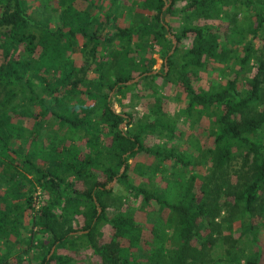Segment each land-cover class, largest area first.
<instances>
[{"label":"trees","instance_id":"16d2710c","mask_svg":"<svg viewBox=\"0 0 264 264\" xmlns=\"http://www.w3.org/2000/svg\"><path fill=\"white\" fill-rule=\"evenodd\" d=\"M32 4L0 0V264H264V0ZM202 115L207 144L178 148Z\"/></svg>","mask_w":264,"mask_h":264},{"label":"rangeland","instance_id":"374dc122","mask_svg":"<svg viewBox=\"0 0 264 264\" xmlns=\"http://www.w3.org/2000/svg\"><path fill=\"white\" fill-rule=\"evenodd\" d=\"M27 1L31 5H33L32 3L37 2V0H34V1L33 0H27ZM178 3H176V4H178ZM187 41H186V39L182 40V42L184 44ZM175 44H176V40H174V46H175ZM157 49H158L157 45H154L153 46V52H152V56L154 57V62L152 65L153 69L151 70V72L158 71L159 68L161 67V65H163V59L161 57H159V55L157 53ZM173 49H174V47H173ZM220 65L221 64H219L218 62L211 61V63H209V66L206 67L207 69L200 70L199 82H197V83L201 87H206L208 85V81L216 77L214 69H218V67H220ZM164 66L166 69V65H163V68H164ZM210 68H211V70H210ZM138 78H139V76L136 79H134L130 82H127V83L125 82V83L129 84V83L135 82ZM156 84H157L156 86H158L159 93L164 96V97H162V99H163L162 103H163L164 109L167 110V113L169 116L173 115L174 113H176L179 106L181 105V99L178 96H176L177 91H176L175 84H172V83L164 84L162 82H157ZM137 85H138V87H140V84H137ZM110 95H111V105H112L113 109L118 110V105H117L116 100H115V95H112V92H110ZM139 107H140L139 105H136L132 109L138 111L140 114L141 109H139ZM127 126H129V125H126L125 121L120 123L121 128H125ZM207 127H208V121H207V117L204 115L200 116L191 126H189L188 123H187V125L185 123L184 129L182 130V134H180V136L174 140L175 144H178L176 146H178V148H182V149L187 150V151L193 150V146H191V145H193L192 143L195 141L197 142L198 145L201 144L202 146H205L207 144V141H208ZM188 139H190L191 142H189ZM146 160H149L151 163L154 162V160L151 156H148L147 154H144V153H138L134 157L128 158V163H129L128 175H129L130 181L136 182V178H135V174H134L135 172L133 171L134 170V163L137 161L144 162ZM204 167H205L204 165L196 166L197 173L203 172ZM156 176H158V174ZM154 181H155V178H154ZM157 185L159 188H163L166 185L165 179L159 177V179L157 180ZM109 187H111L113 189L112 192L114 194L124 193L123 186L120 183H116L115 180L111 182ZM125 195L128 196V202L129 203L132 204V202H135V205H137L138 201L136 199H132L131 196L127 195L126 193H125ZM115 203L118 204V202H116V201H115ZM114 207H115V205L105 207V212L110 213V212L115 211L116 208H114ZM154 212L155 211L150 212L149 216H153V214H156V212L155 213ZM165 213L166 212L161 211L160 214L162 216H165L166 215ZM99 226H100V230L102 233V239H104V238H106V236L109 233V225L105 222H101L99 224ZM234 229H237V223L236 222L234 224ZM51 247H52V249H51V251H52L53 246H51ZM51 251H50V253H51ZM57 252L67 253L68 249L58 248ZM73 257H74V259L81 261L82 263L83 262L87 263V264H92V262L95 263L98 261L97 255L93 254L90 251V249H88V248L81 250V252H79L77 254H74Z\"/></svg>","mask_w":264,"mask_h":264},{"label":"water","instance_id":"95a60500","mask_svg":"<svg viewBox=\"0 0 264 264\" xmlns=\"http://www.w3.org/2000/svg\"><path fill=\"white\" fill-rule=\"evenodd\" d=\"M168 2H169V1H167L166 3H164V5L162 6V8H165V6L167 5ZM174 40H175L174 37L171 36V42H172V44H171V47H170L169 51L167 52V54H169V53L173 50V47H174ZM164 59H165V58H164ZM164 70H165V66H164ZM137 77H138V75L135 76V77H133V78H131V79H129V80H127V81H125V82H126V83H127V82H130V81L136 79ZM120 170H122V166H121ZM114 180H115V177H113L112 180H111L108 184H106L105 186H106V187H109V185L111 184V182L114 181ZM99 210H100V208H99V206H97V212H99ZM51 249H52V247L50 248L49 253H50Z\"/></svg>","mask_w":264,"mask_h":264}]
</instances>
